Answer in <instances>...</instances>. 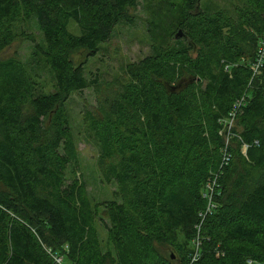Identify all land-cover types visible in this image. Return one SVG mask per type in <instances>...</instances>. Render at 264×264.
Instances as JSON below:
<instances>
[{
	"label": "trees",
	"instance_id": "16d2710c",
	"mask_svg": "<svg viewBox=\"0 0 264 264\" xmlns=\"http://www.w3.org/2000/svg\"><path fill=\"white\" fill-rule=\"evenodd\" d=\"M202 1L0 0V53L28 35L20 26L32 24L55 87L42 91L17 57L0 59V264H57L55 257L64 264H189L200 229L194 264L264 261V66L255 76L251 68L264 38V0L233 9ZM140 5L149 12L150 53L128 63L115 84L89 77L88 59L118 25L137 23ZM88 87L98 97L85 124L121 201L94 204L81 178L66 183L69 165L78 163L67 101ZM244 94L232 159L220 119ZM212 183L222 206L199 229Z\"/></svg>",
	"mask_w": 264,
	"mask_h": 264
},
{
	"label": "rangeland",
	"instance_id": "374dc122",
	"mask_svg": "<svg viewBox=\"0 0 264 264\" xmlns=\"http://www.w3.org/2000/svg\"><path fill=\"white\" fill-rule=\"evenodd\" d=\"M206 4H211L213 7L216 6L217 8L224 7L226 9H233L237 5H242L243 0H203L202 6H205ZM136 14L137 23L135 25H130L127 23L118 25L114 32L113 38L108 43L102 45L97 55L88 59L86 74L89 77L95 78L96 75H98L101 82L109 81L110 83L115 84L117 79L124 75L125 66L128 63L138 61L150 53L151 41L147 32V18L149 17V12L148 10L144 9L143 5H140L138 10H136ZM70 28L77 34H81L82 32V28L74 21H72ZM19 30L20 32L22 31V33L24 32L28 35H20L8 49L0 53V59L17 57L18 60H21L23 63H25L27 69H29L32 74H35L36 79L40 83L39 87L42 91H54L55 87L53 79L51 78V74L49 73L42 55L35 48L36 43L41 39L39 31L36 30L32 24H24L19 27ZM26 37H32L36 40L32 41L30 38L28 39ZM85 56V52L74 55L75 62L78 63L84 60ZM97 97L98 95L96 90H94L93 87H88L82 92L74 93L67 101L70 124L78 151V163L73 162L69 165L66 183L69 184L73 182L74 179L81 178L86 183L89 196L91 197L94 204L106 203L111 200L121 201V199L115 194V192L118 190L117 183L106 181L102 175L98 165L99 146L93 133L85 124V111L88 108L90 109L91 107L96 106ZM233 127L238 128L237 121L234 122ZM241 129L242 128L239 127L238 131L240 132ZM236 136L241 139L238 134ZM236 136H233L229 139H227L225 136V141L228 144V148L231 150V154H233L232 159L234 158L232 148L237 146L234 141H240ZM233 138H235V140ZM247 149L248 144L243 143L241 145V151L246 154ZM217 175L218 174L215 176ZM213 185L214 183L207 184L203 193L204 197L209 196L206 198V207L210 202H215L216 207L212 208V211L208 213H206V208L203 213L200 211L201 221L197 223V227L199 225V228H203L201 226L204 225L209 218L207 217L208 214L219 211L220 207L222 206L221 198L223 197V192L218 193L216 188L214 192H212L214 187ZM205 193L208 195H205ZM211 195L212 199H210ZM103 207V205L100 207V212H103ZM97 220V227L102 246L104 248H108L111 245L108 243L107 227L100 217H98ZM105 222L108 223L107 220H105ZM198 235H200V237H197ZM202 235L203 229L198 230L196 234L197 238H194L192 243V249L197 247L196 244L198 241H200L199 245L202 247ZM195 239L196 242L194 243ZM167 251L168 253H174L176 261H179L180 254L177 251H174L173 249H169Z\"/></svg>",
	"mask_w": 264,
	"mask_h": 264
},
{
	"label": "built area",
	"instance_id": "2783aa9c",
	"mask_svg": "<svg viewBox=\"0 0 264 264\" xmlns=\"http://www.w3.org/2000/svg\"><path fill=\"white\" fill-rule=\"evenodd\" d=\"M264 66V38L260 41L259 45H258V50H257V58L256 60L253 62L251 68L253 71V76H255L256 74H258L259 70ZM231 66L227 65L226 66V70L230 71ZM246 100H247V96L246 94H244L243 96L237 98L235 100V102L233 103V106L229 112V114L225 117L220 119V123L223 125V130L222 133L225 134V136L227 137V139L235 136V133L233 132V124L235 121H237V117L239 115V113L241 112L243 106L246 104ZM230 153L229 151H225L224 152V159L226 161V164L229 163L230 161ZM215 184V183H214ZM213 190L212 192H214L215 188L217 190V186L213 185ZM205 195H208L207 193H205ZM209 196H206V198H208ZM210 199H212V195L210 196ZM216 207L215 202H210L208 203V206L206 207V213L212 211V208ZM199 228V227H198ZM200 229V228H199ZM197 237H200V235H198ZM196 237V238H197ZM196 242V239L194 241V243ZM200 241L197 242V247L195 248V253L192 254L191 256V260L189 264H194L199 260V248H200ZM56 263L57 264H64L63 263V258L62 257H55ZM248 262L250 264L253 263L252 260H248ZM258 264H264V261L259 262Z\"/></svg>",
	"mask_w": 264,
	"mask_h": 264
}]
</instances>
